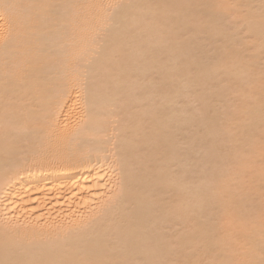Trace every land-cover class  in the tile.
I'll return each mask as SVG.
<instances>
[{"label": "bare ground", "instance_id": "obj_1", "mask_svg": "<svg viewBox=\"0 0 264 264\" xmlns=\"http://www.w3.org/2000/svg\"><path fill=\"white\" fill-rule=\"evenodd\" d=\"M0 264H264V0H0Z\"/></svg>", "mask_w": 264, "mask_h": 264}, {"label": "snow or ice", "instance_id": "obj_2", "mask_svg": "<svg viewBox=\"0 0 264 264\" xmlns=\"http://www.w3.org/2000/svg\"><path fill=\"white\" fill-rule=\"evenodd\" d=\"M80 119H83V117H81ZM80 119H78L77 123H80ZM83 126V125H82ZM67 127V126H66Z\"/></svg>", "mask_w": 264, "mask_h": 264}]
</instances>
